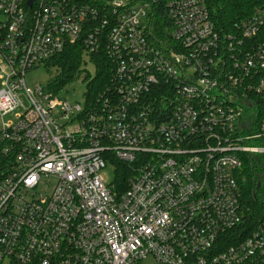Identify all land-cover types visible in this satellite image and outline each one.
<instances>
[{
	"label": "built area",
	"instance_id": "obj_1",
	"mask_svg": "<svg viewBox=\"0 0 264 264\" xmlns=\"http://www.w3.org/2000/svg\"><path fill=\"white\" fill-rule=\"evenodd\" d=\"M167 15V39L151 19ZM104 41L113 84L70 103L27 71ZM88 56V55H85ZM264 154V2L0 0V264H264L237 172ZM132 169L118 191L100 171Z\"/></svg>",
	"mask_w": 264,
	"mask_h": 264
},
{
	"label": "trees",
	"instance_id": "obj_2",
	"mask_svg": "<svg viewBox=\"0 0 264 264\" xmlns=\"http://www.w3.org/2000/svg\"><path fill=\"white\" fill-rule=\"evenodd\" d=\"M85 2L90 0H73ZM208 8L210 18L219 29L228 30L235 22L250 15L256 6L264 0H204ZM99 3L100 1H92ZM166 18L164 10L155 14L150 23L153 37L168 40L166 29ZM82 40L67 43L63 50L51 57L45 66L54 69V76L48 82V87L54 93L60 90L84 69L81 67L83 56L88 55L94 65L93 73L84 70L83 82L86 90L85 97L95 100L101 93L111 89L113 84L114 64L107 53L104 41L100 49L86 53L84 52ZM241 168L237 172V181L241 189L242 200L250 208L246 229L241 230L245 235L252 227L255 219L264 211V154H247ZM114 179L112 183L118 191L126 188L127 178L132 173V168L125 162L114 161Z\"/></svg>",
	"mask_w": 264,
	"mask_h": 264
},
{
	"label": "rangeland",
	"instance_id": "obj_3",
	"mask_svg": "<svg viewBox=\"0 0 264 264\" xmlns=\"http://www.w3.org/2000/svg\"><path fill=\"white\" fill-rule=\"evenodd\" d=\"M92 1H101V0H90ZM111 1V0H109ZM81 67L84 70H88L90 73H93L94 65L90 61L88 56H83ZM84 70L76 76L73 80L68 82L59 93V97L63 100L70 103L82 102L84 98V92L86 90L85 83L83 82ZM54 76V69L48 68L44 65L35 67L25 74V83L27 87L34 88L37 84H40L44 88H47L48 82ZM114 165L107 163L104 168L101 169L100 174L102 175L105 182H112L114 179ZM145 264H154L152 259H147Z\"/></svg>",
	"mask_w": 264,
	"mask_h": 264
},
{
	"label": "water",
	"instance_id": "obj_4",
	"mask_svg": "<svg viewBox=\"0 0 264 264\" xmlns=\"http://www.w3.org/2000/svg\"><path fill=\"white\" fill-rule=\"evenodd\" d=\"M34 1H35V0H26V4H27V6H28V7H31Z\"/></svg>",
	"mask_w": 264,
	"mask_h": 264
}]
</instances>
